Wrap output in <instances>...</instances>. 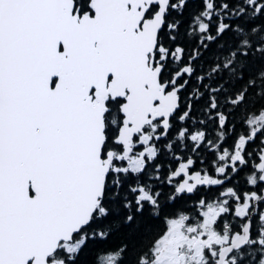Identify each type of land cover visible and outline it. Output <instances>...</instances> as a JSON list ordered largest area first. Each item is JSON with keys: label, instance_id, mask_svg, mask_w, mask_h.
<instances>
[{"label": "snow or ice", "instance_id": "obj_1", "mask_svg": "<svg viewBox=\"0 0 264 264\" xmlns=\"http://www.w3.org/2000/svg\"><path fill=\"white\" fill-rule=\"evenodd\" d=\"M0 264H264V0H0Z\"/></svg>", "mask_w": 264, "mask_h": 264}, {"label": "trees", "instance_id": "obj_2", "mask_svg": "<svg viewBox=\"0 0 264 264\" xmlns=\"http://www.w3.org/2000/svg\"><path fill=\"white\" fill-rule=\"evenodd\" d=\"M113 242H114V243H115V242H118V239H117V238H114V241H113Z\"/></svg>", "mask_w": 264, "mask_h": 264}]
</instances>
